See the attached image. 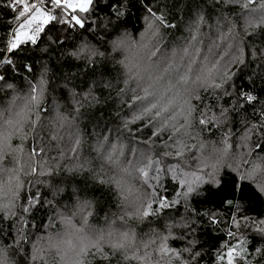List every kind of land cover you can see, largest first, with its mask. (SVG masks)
<instances>
[{"label":"trees","instance_id":"trees-1","mask_svg":"<svg viewBox=\"0 0 264 264\" xmlns=\"http://www.w3.org/2000/svg\"><path fill=\"white\" fill-rule=\"evenodd\" d=\"M38 7L53 18L33 40L13 47L17 27ZM60 7L55 0H0V105L15 96L20 102L28 90L41 97L24 108L32 114L20 133L1 139L8 125L0 123V186L16 180L20 187L12 198L0 193V245L12 264H54L55 253L66 254L63 234L75 233L96 247L83 264H145L133 251L96 240L116 222L141 241L183 223L170 241L182 252L177 264H226L227 250L237 264H264V234L258 231L264 192L254 179L260 177L246 166L255 158L264 166V25L252 34L239 32L240 9L229 0H91L84 11ZM148 26L146 37L157 41L153 48L160 55L158 73L180 77L173 86L182 93L180 103L164 96L166 104L157 105L152 97L149 111L165 109L168 120L154 113L135 117L136 103L150 102L146 85L122 97V67L110 45L123 33L141 37ZM81 46L92 51L81 52ZM205 75L203 85L198 79ZM158 80L148 81L150 89L159 87L153 84ZM39 81L41 94L32 88ZM54 102L67 116L63 125L77 119L71 132L58 137L65 136L71 150L55 151L48 169L20 168L18 148L42 145L61 123L53 121ZM145 147L155 157L168 155L171 164L155 167L162 161L151 159L130 168L133 182L159 197L158 205L135 219L127 217V203L138 185L121 191L118 183L126 181L124 163L128 170V158L138 160ZM184 171L205 181L187 186Z\"/></svg>","mask_w":264,"mask_h":264},{"label":"rangeland","instance_id":"rangeland-1","mask_svg":"<svg viewBox=\"0 0 264 264\" xmlns=\"http://www.w3.org/2000/svg\"><path fill=\"white\" fill-rule=\"evenodd\" d=\"M90 1L91 0H55L56 4H60L62 6L60 7V9L64 11H84L88 8ZM229 1L236 3L240 9V25L238 28L239 32L240 30H245L249 32L248 34H252L259 28H263L262 25H264V0ZM52 18V14L44 11L42 8H35L30 17H28L17 27L13 47L17 46L23 40H33L38 34L39 28L47 24ZM150 28L151 27L148 26L144 34H142L141 37L138 38H133L129 34L123 33L119 37L114 39L110 43V45L112 52L118 55L119 64L122 67V85L124 87V89L122 88V97L131 95L137 85L142 83L143 85H146V89L148 91L147 95L150 97V102L147 107L143 106L145 104L140 105L139 103H136L135 117L139 118L141 114H145V117H149L154 113L153 115L155 116V118L159 116L162 119L168 120V112L165 109L159 108L155 111L156 113L149 111L152 104V97L153 95L157 96V105L164 106L166 104V99L164 98V96H169L176 103H180L182 93L175 88L173 89L175 81L179 80L180 77L169 76L168 78H166L158 73L159 71L157 66L159 65H157V60L160 58V55L157 49L155 47L153 48V45H157V41H150L146 37ZM149 47L152 48V52L150 51ZM89 50L92 51V48L87 46H81L80 49L81 52H87ZM174 55L178 57L180 55V52H177ZM169 59H172V57L169 56L167 60H165V64L163 65L164 67H168V64H166V62L169 61ZM156 78H160V80L154 82L153 84H158L159 87L155 86L150 89V86L152 84L148 81L150 79ZM198 80L203 85L207 83L206 75L200 76ZM32 88L36 90L37 93L39 91L40 94L42 93V90H44V86L41 81L35 84ZM135 91L139 92V89H136ZM27 92L28 94L31 93V91L29 92V90ZM28 94L24 95L20 102H18V99H16L17 97L15 96L8 102H6V104L0 105V123L6 122V124L8 125L7 131L11 135L10 136L9 134H7L8 132L3 131L5 135L1 136V139H3L4 136L5 139L6 137L11 138L12 135L20 133V130L24 128L27 119L30 120L29 114H32V111L27 109V111L25 112L24 108L28 103H31V99H34V104H37L39 102V98L41 97L32 95L29 96ZM31 106L32 104H30V107ZM59 109L61 108L57 103L54 102L53 105H51L50 110L52 113L53 121L57 120L61 121V123L59 124L56 131L47 134L46 139L42 141V145H34L31 149L27 146H20L15 152L14 157L16 161L20 163V165H18L20 168L25 167L27 169H42V167H45L46 169H48L51 167L52 161L54 160L53 154L55 153V151L66 154L71 150L69 149L68 151H66V146L63 144V141L66 142V137L64 136L63 139H59L58 137L64 130H70L71 132L74 129L73 124L77 123V119H68V121L65 122V125H63L64 120L67 119V116L61 113V110ZM38 116L39 114L37 113V117ZM52 130L53 129H51L50 131ZM72 140L74 141V137L72 138ZM27 144L29 143L27 142ZM116 150L118 151V149ZM172 150L173 147L168 148V154H170ZM118 152H120V149ZM153 155L154 154L151 148L145 147V149L138 152V160L128 161L131 159H136L135 155L128 158V160L126 161L128 170L126 168V164L124 163L126 181L122 185L118 183L120 190H128L130 189L132 184L138 185V194L135 193L134 196L128 199L129 202L127 204L130 210L127 211V217L135 216V219H140V217H143L142 215L146 214L150 210L151 206L156 204L158 205L159 203L157 192L150 191L146 188V186L133 182L131 178L133 177V171L130 169L131 167H134L136 170H138V168L143 164L150 163L151 159L162 161L155 167H160L161 165H163V167H167L171 164L170 160L167 159L168 155H164L162 157H155ZM120 166L121 165H119L118 167ZM246 166L251 168L255 172V176L260 177L254 179L256 181V184L264 192V166L262 164V161L255 158L254 161H249ZM4 167V164H0V172L3 171ZM4 171L8 172V170ZM182 179L187 186H192V184L196 182L205 181V177L192 178V173L190 172L187 174L186 171L183 172ZM211 179L212 177L209 178V180ZM18 182L16 180H12L8 182V184L5 183L4 186H0V193L4 197L12 198L13 194L20 188ZM185 199L186 196L180 198L181 201H184ZM76 206L78 207V210L82 212V214H88V208L85 204L78 203ZM3 207H7L10 211H13L15 209L11 206ZM262 222V226L258 228L259 230H257L260 233L264 234V219ZM235 225V227L238 228V224ZM17 228V234H19L20 231H22V228ZM183 228V223L182 226H167L162 231L154 232L153 237L141 241L132 234L130 228L126 226L125 223L116 222L112 226L110 224H107L106 228L104 229L105 232L101 235H98V237H96V240H103L107 245L113 248L118 247L124 252L128 250L133 251L141 262L142 260H145V264H177L182 252H178L174 247H172L170 245V241L178 238L177 234L181 232ZM144 234L147 235L146 232H144ZM73 235L74 236L69 237L63 234V240L61 243V245H63L61 249L66 254L58 255L55 253L54 264H56L57 261L59 262V264H83L86 261L85 256L87 257L89 251H92L96 248L93 247V242L91 244V242L84 235L77 233ZM149 236L150 235H147V237ZM74 241L76 244V248L71 247V243ZM81 241L85 243L86 248L79 249L82 244ZM182 251H185V249L183 248ZM188 254L189 253L186 251V253L182 256H186ZM225 255L227 257L226 264H237V261L233 259L234 255H232L229 250H227ZM0 264H12V260L8 254V251L2 245H0Z\"/></svg>","mask_w":264,"mask_h":264}]
</instances>
